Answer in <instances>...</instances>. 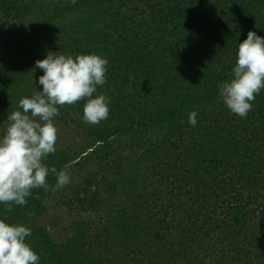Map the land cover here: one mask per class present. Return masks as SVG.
Segmentation results:
<instances>
[{"label":"trees","instance_id":"1","mask_svg":"<svg viewBox=\"0 0 264 264\" xmlns=\"http://www.w3.org/2000/svg\"><path fill=\"white\" fill-rule=\"evenodd\" d=\"M249 31L264 37V0H0V133L42 90L36 60L108 59L94 96L109 117L84 123L80 100L54 118L44 163L71 183L50 173L26 206L0 204L31 229L40 264H264V89L240 118L216 87ZM71 188L72 220L53 233L46 204Z\"/></svg>","mask_w":264,"mask_h":264},{"label":"clouds","instance_id":"2","mask_svg":"<svg viewBox=\"0 0 264 264\" xmlns=\"http://www.w3.org/2000/svg\"><path fill=\"white\" fill-rule=\"evenodd\" d=\"M76 3V0H71ZM108 59L96 53L57 55L49 52L35 61V69L43 71L37 83L42 90L22 97L7 117L6 130L0 133V204L26 206L32 190L47 188L50 173L56 176V188L71 183L67 169L57 170L44 163L56 152L58 129L54 118L59 106L86 100L83 121L98 125L109 117L110 98L98 94L97 86L106 83ZM36 86V84H35ZM219 100L231 113L246 118L261 89H264V37L249 31L238 42L235 64L230 79L216 85ZM198 113L188 114L187 123L197 126ZM32 235L23 223H9L0 218V264H40L41 257L26 242Z\"/></svg>","mask_w":264,"mask_h":264},{"label":"rangeland","instance_id":"3","mask_svg":"<svg viewBox=\"0 0 264 264\" xmlns=\"http://www.w3.org/2000/svg\"><path fill=\"white\" fill-rule=\"evenodd\" d=\"M60 135L63 141L69 139L64 132H61ZM72 189L73 188L67 189L65 192L60 191L58 193H53L54 195L46 204V212L42 216L40 224L51 230L53 233L62 230V227L68 221L72 220L73 213L66 206V204H68L67 196L71 195Z\"/></svg>","mask_w":264,"mask_h":264}]
</instances>
